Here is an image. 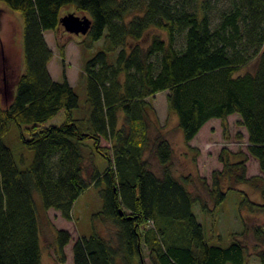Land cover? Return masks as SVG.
<instances>
[{
	"label": "trees",
	"instance_id": "16d2710c",
	"mask_svg": "<svg viewBox=\"0 0 264 264\" xmlns=\"http://www.w3.org/2000/svg\"><path fill=\"white\" fill-rule=\"evenodd\" d=\"M0 3V15L12 29L0 73L7 71L9 78L17 69L20 73L22 53L25 67L9 106H2L0 93V264H43L39 209L60 211L71 220L75 201L91 187L100 190L103 200L95 216L110 221L113 230L75 240L69 231L57 230L61 263L73 241V264H145L144 244L153 264H244L243 242L209 243L193 206L198 203L216 219L229 192L239 191L242 206L264 215V203L234 186L252 180L246 176V159L232 162L230 152L221 151L223 169L213 171L212 184L205 185L211 207L188 187L191 178L175 175L174 149L150 98L167 91L168 111L177 116L191 149L190 141L210 120L238 115L237 124L248 134L245 156L258 161L264 179V0ZM69 4L88 13L90 45L107 37L106 49L84 65L88 108L80 117L73 114L80 99L67 76L59 81L50 73L54 54L45 39L46 31H59ZM150 30L158 32L145 45ZM66 44H58L62 58ZM110 53L116 54L114 60ZM61 110L62 124L42 126ZM11 120L28 125L29 138L23 141L35 157L27 169L18 166L4 141ZM101 139L110 146L101 145ZM95 152L106 160L103 170ZM244 225L246 234L250 227ZM253 234L263 245L256 254L264 264L263 225L256 224Z\"/></svg>",
	"mask_w": 264,
	"mask_h": 264
},
{
	"label": "rangeland",
	"instance_id": "374dc122",
	"mask_svg": "<svg viewBox=\"0 0 264 264\" xmlns=\"http://www.w3.org/2000/svg\"><path fill=\"white\" fill-rule=\"evenodd\" d=\"M0 7L2 4L0 3ZM20 21L23 19L22 14L14 12ZM74 13L77 16H88V13L77 10L73 4L66 5L62 10V16ZM2 18V19H1ZM0 66L4 62L6 52L5 42L11 34V26L7 19L0 15ZM16 25V21L13 26ZM17 27V26H16ZM156 30H150L144 38L143 44H149L151 35ZM164 36V34H162ZM45 39L53 50V57L49 63V70L55 80H63L64 74L67 76L71 85L79 95V108L73 110L74 117H80L87 112L86 97V79L83 74L86 61L92 58L99 50L106 49V33L92 45L89 44L88 34H72L67 32L63 26L58 32L46 31ZM5 41V42H4ZM59 42H66L65 57L62 58L59 50ZM14 43V42H13ZM12 43H10L11 45ZM12 48V45H11ZM12 50V49H11ZM14 52V51H13ZM110 59L114 60L116 54L110 53ZM20 73L17 69L16 74L12 72L11 77L7 71L0 73V93L3 107L11 104L17 91V82L19 76L24 72V58L19 57ZM19 73V74H18ZM155 111L158 124L165 136L171 142L174 149L173 170L178 178H191L188 187L194 192L201 194L209 201L212 207L213 202L207 193L206 184H212L213 171H221L223 163L220 161L222 150L230 152L229 158L232 162L245 158L246 159V176L252 178L251 181L234 186L243 192H246L252 201L264 203V179L259 178L261 171L258 161L246 154L247 153V130L245 127L238 125L239 116L233 115L225 121L214 119L200 130L201 134L196 141L197 148L190 150L185 146L183 134L178 127V118L170 114L167 106V91L159 92L150 98ZM65 120V111L61 110L56 116L43 123V127L51 125H60ZM28 125H18L14 120L9 123L8 133L4 137L5 143L12 149L14 158L21 169H27L32 164L35 151L29 149L24 144L23 138H29L27 132ZM101 145L110 146V142L101 139ZM242 151L244 153L240 154ZM96 165L100 169L106 166V160L99 154H94ZM89 164V159H87ZM155 168H158L157 161L152 158ZM202 179V180H201ZM227 187V186H226ZM100 190L91 187L84 191L75 201L72 209V219L67 220L62 217L61 212L49 209H39L40 215V242L42 247L43 264H73L72 245L73 241L65 247V263L60 262L57 252L56 231L64 229L69 231L75 240L79 236H89L94 231L109 235L113 230L112 223L95 216L103 208V200L100 196ZM38 202L41 203V196L36 194ZM243 193L239 191H230L227 198L217 209L216 219L201 210L198 203L194 204L193 212L199 222L204 226L206 238L209 243L226 247L235 239H239L246 247V260L244 264H261L256 251L262 248L253 234V228L256 224H262L264 228V215L251 214L247 207L242 206ZM104 221V222H103ZM244 221L249 225L250 231L246 234L244 230ZM151 222L148 227H153ZM144 263L153 264L149 255V249L146 244L143 246ZM230 264V263H228Z\"/></svg>",
	"mask_w": 264,
	"mask_h": 264
},
{
	"label": "water",
	"instance_id": "95a60500",
	"mask_svg": "<svg viewBox=\"0 0 264 264\" xmlns=\"http://www.w3.org/2000/svg\"><path fill=\"white\" fill-rule=\"evenodd\" d=\"M60 23L67 32L76 35L87 34L91 26V20L88 16L80 17L74 13L64 15L60 19Z\"/></svg>",
	"mask_w": 264,
	"mask_h": 264
},
{
	"label": "crops",
	"instance_id": "0c3cea01",
	"mask_svg": "<svg viewBox=\"0 0 264 264\" xmlns=\"http://www.w3.org/2000/svg\"><path fill=\"white\" fill-rule=\"evenodd\" d=\"M231 116H233V115H231ZM236 116H238V115H236ZM229 117H230V116H229ZM239 119H240V117H239ZM213 120H214V119H213ZM209 122H211V120H210ZM209 122H208L207 124H209ZM207 124H205V125L203 126V128H204ZM200 134H201V132H199L198 135H197L193 140H191L190 143H189V145H190L193 149L197 148L196 141H197V139L199 138ZM247 138H248V134H247ZM184 144H185V146H186L187 148H189V147L186 145V143H184ZM193 149H190V150H193Z\"/></svg>",
	"mask_w": 264,
	"mask_h": 264
}]
</instances>
